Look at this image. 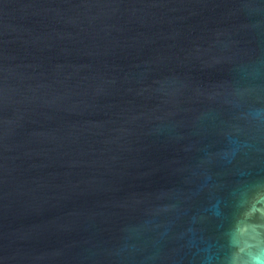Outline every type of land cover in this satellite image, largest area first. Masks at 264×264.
Returning <instances> with one entry per match:
<instances>
[{
  "label": "water",
  "instance_id": "obj_1",
  "mask_svg": "<svg viewBox=\"0 0 264 264\" xmlns=\"http://www.w3.org/2000/svg\"><path fill=\"white\" fill-rule=\"evenodd\" d=\"M264 233V0H0V264H232Z\"/></svg>",
  "mask_w": 264,
  "mask_h": 264
},
{
  "label": "clouds",
  "instance_id": "obj_2",
  "mask_svg": "<svg viewBox=\"0 0 264 264\" xmlns=\"http://www.w3.org/2000/svg\"><path fill=\"white\" fill-rule=\"evenodd\" d=\"M234 236L241 258H234L232 264H264V233L260 232L259 225L246 215L235 226Z\"/></svg>",
  "mask_w": 264,
  "mask_h": 264
}]
</instances>
